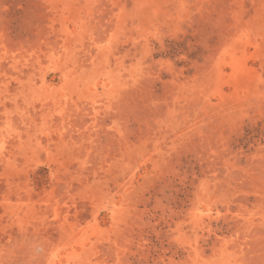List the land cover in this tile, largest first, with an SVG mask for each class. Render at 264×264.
I'll return each instance as SVG.
<instances>
[{
  "label": "rangeland",
  "instance_id": "1",
  "mask_svg": "<svg viewBox=\"0 0 264 264\" xmlns=\"http://www.w3.org/2000/svg\"><path fill=\"white\" fill-rule=\"evenodd\" d=\"M0 264H264V0H0Z\"/></svg>",
  "mask_w": 264,
  "mask_h": 264
}]
</instances>
